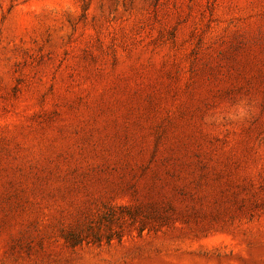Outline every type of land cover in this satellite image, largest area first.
Wrapping results in <instances>:
<instances>
[{
  "label": "rangeland",
  "instance_id": "374dc122",
  "mask_svg": "<svg viewBox=\"0 0 264 264\" xmlns=\"http://www.w3.org/2000/svg\"><path fill=\"white\" fill-rule=\"evenodd\" d=\"M0 264H264V0H0Z\"/></svg>",
  "mask_w": 264,
  "mask_h": 264
}]
</instances>
